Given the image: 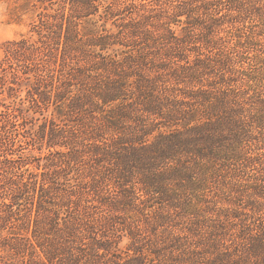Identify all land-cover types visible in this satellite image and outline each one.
I'll return each mask as SVG.
<instances>
[{
  "label": "trees",
  "instance_id": "1",
  "mask_svg": "<svg viewBox=\"0 0 264 264\" xmlns=\"http://www.w3.org/2000/svg\"><path fill=\"white\" fill-rule=\"evenodd\" d=\"M0 264H264V0H11Z\"/></svg>",
  "mask_w": 264,
  "mask_h": 264
},
{
  "label": "rangeland",
  "instance_id": "2",
  "mask_svg": "<svg viewBox=\"0 0 264 264\" xmlns=\"http://www.w3.org/2000/svg\"><path fill=\"white\" fill-rule=\"evenodd\" d=\"M11 0H0V58L4 54L3 46L8 40L20 37L28 31V22L15 23L9 18Z\"/></svg>",
  "mask_w": 264,
  "mask_h": 264
}]
</instances>
